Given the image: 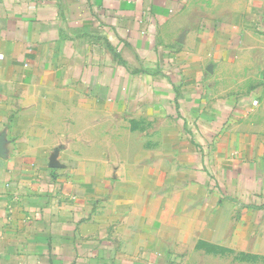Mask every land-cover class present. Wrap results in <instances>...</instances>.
Returning a JSON list of instances; mask_svg holds the SVG:
<instances>
[{
  "label": "crops",
  "instance_id": "1",
  "mask_svg": "<svg viewBox=\"0 0 264 264\" xmlns=\"http://www.w3.org/2000/svg\"><path fill=\"white\" fill-rule=\"evenodd\" d=\"M0 264H264V0H0Z\"/></svg>",
  "mask_w": 264,
  "mask_h": 264
},
{
  "label": "rangeland",
  "instance_id": "2",
  "mask_svg": "<svg viewBox=\"0 0 264 264\" xmlns=\"http://www.w3.org/2000/svg\"><path fill=\"white\" fill-rule=\"evenodd\" d=\"M223 255H225L224 260L227 262L228 260H230V256H231L232 254H228L227 252H225Z\"/></svg>",
  "mask_w": 264,
  "mask_h": 264
}]
</instances>
